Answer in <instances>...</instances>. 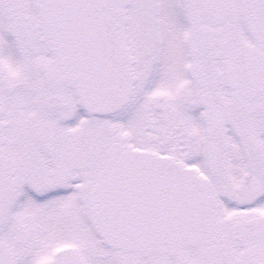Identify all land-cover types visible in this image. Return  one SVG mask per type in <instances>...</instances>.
<instances>
[{
    "label": "snow or ice",
    "instance_id": "snow-or-ice-1",
    "mask_svg": "<svg viewBox=\"0 0 264 264\" xmlns=\"http://www.w3.org/2000/svg\"><path fill=\"white\" fill-rule=\"evenodd\" d=\"M0 264H264V0H0Z\"/></svg>",
    "mask_w": 264,
    "mask_h": 264
}]
</instances>
